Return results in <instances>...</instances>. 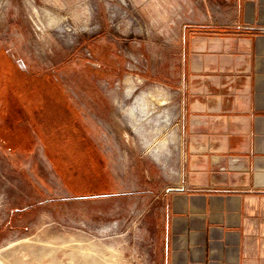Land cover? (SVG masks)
I'll return each instance as SVG.
<instances>
[{"label":"rangeland","instance_id":"1","mask_svg":"<svg viewBox=\"0 0 264 264\" xmlns=\"http://www.w3.org/2000/svg\"><path fill=\"white\" fill-rule=\"evenodd\" d=\"M219 1L0 0V264H168L182 56L213 33ZM23 69L54 78L86 111L88 155L54 118L34 127L42 142L19 130L36 93L19 90ZM151 86L170 93L166 119L131 105Z\"/></svg>","mask_w":264,"mask_h":264},{"label":"crops","instance_id":"2","mask_svg":"<svg viewBox=\"0 0 264 264\" xmlns=\"http://www.w3.org/2000/svg\"><path fill=\"white\" fill-rule=\"evenodd\" d=\"M219 2L213 33L182 56L183 175L167 204L168 264H264V0ZM37 72L17 76L24 95L36 90L32 107H19V130L42 142L34 127L54 118L88 155L86 111Z\"/></svg>","mask_w":264,"mask_h":264},{"label":"bare ground","instance_id":"3","mask_svg":"<svg viewBox=\"0 0 264 264\" xmlns=\"http://www.w3.org/2000/svg\"><path fill=\"white\" fill-rule=\"evenodd\" d=\"M133 79H131L129 76H126L123 82L131 85L130 87H132L133 85L136 86V84L141 83V80L138 77L136 78L137 83H134ZM169 101L170 93L168 94L167 89L162 86H151L146 91H140L135 97L134 101L131 103V105H133L135 109H139L142 115H144L145 117H148V115L153 112H158L159 116L166 119L168 117V114L167 111H164L163 107H169V105H167ZM130 111L132 115H134L132 108H130ZM179 138L180 137L177 136L178 143L180 144Z\"/></svg>","mask_w":264,"mask_h":264},{"label":"flooded vegetation","instance_id":"4","mask_svg":"<svg viewBox=\"0 0 264 264\" xmlns=\"http://www.w3.org/2000/svg\"><path fill=\"white\" fill-rule=\"evenodd\" d=\"M0 61H2V59L0 58ZM7 62V61H6ZM20 62V61H19ZM24 70V72H25V69H23ZM12 86H13V84H12Z\"/></svg>","mask_w":264,"mask_h":264}]
</instances>
